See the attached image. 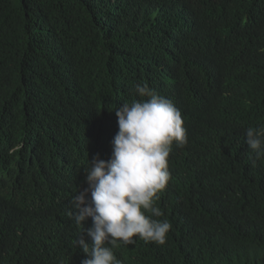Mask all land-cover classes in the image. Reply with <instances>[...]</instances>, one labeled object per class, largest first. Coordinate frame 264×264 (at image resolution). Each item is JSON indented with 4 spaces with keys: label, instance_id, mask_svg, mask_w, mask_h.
Instances as JSON below:
<instances>
[{
    "label": "trees",
    "instance_id": "trees-1",
    "mask_svg": "<svg viewBox=\"0 0 264 264\" xmlns=\"http://www.w3.org/2000/svg\"><path fill=\"white\" fill-rule=\"evenodd\" d=\"M145 82L187 130L156 202L173 227L164 245L114 253L264 264V161L245 137L264 125V0H0V264L87 258L75 241L84 228L91 243L92 220L78 226L72 200L90 161L111 157L115 110Z\"/></svg>",
    "mask_w": 264,
    "mask_h": 264
},
{
    "label": "clouds",
    "instance_id": "clouds-1",
    "mask_svg": "<svg viewBox=\"0 0 264 264\" xmlns=\"http://www.w3.org/2000/svg\"><path fill=\"white\" fill-rule=\"evenodd\" d=\"M139 99L125 101L115 110L118 132L108 160L97 154L85 169L88 185L73 197L75 223L92 225L81 232L76 245L86 255L82 264H122L113 249L136 239L164 245L172 224L156 205L169 181L173 145L188 144L181 110L148 83H137ZM246 144L254 153L253 164L264 161V125L245 129ZM90 193L91 199H88Z\"/></svg>",
    "mask_w": 264,
    "mask_h": 264
},
{
    "label": "rangeland",
    "instance_id": "rangeland-1",
    "mask_svg": "<svg viewBox=\"0 0 264 264\" xmlns=\"http://www.w3.org/2000/svg\"><path fill=\"white\" fill-rule=\"evenodd\" d=\"M216 82V81H215ZM214 87H215V90H217L218 88H219V86H217L216 85V83L214 84ZM233 94H234V96L236 97V95H235V93L233 92ZM222 99H224L225 101H227L230 105H233V106H236V102H231V101H229V99L228 98H226V97H222Z\"/></svg>",
    "mask_w": 264,
    "mask_h": 264
}]
</instances>
